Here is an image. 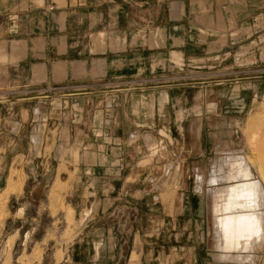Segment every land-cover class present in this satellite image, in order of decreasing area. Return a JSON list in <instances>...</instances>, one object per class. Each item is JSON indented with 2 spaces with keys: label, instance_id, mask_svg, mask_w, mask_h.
I'll use <instances>...</instances> for the list:
<instances>
[{
  "label": "rangeland",
  "instance_id": "obj_1",
  "mask_svg": "<svg viewBox=\"0 0 264 264\" xmlns=\"http://www.w3.org/2000/svg\"><path fill=\"white\" fill-rule=\"evenodd\" d=\"M59 3L0 0V38L58 23ZM174 61L144 71L166 85L127 77L134 90L117 102V83L0 86V264H264V235L249 258L222 256L209 210L215 168L241 154L260 165L264 216V67ZM119 142L127 165L109 181L106 147Z\"/></svg>",
  "mask_w": 264,
  "mask_h": 264
},
{
  "label": "crops",
  "instance_id": "obj_2",
  "mask_svg": "<svg viewBox=\"0 0 264 264\" xmlns=\"http://www.w3.org/2000/svg\"><path fill=\"white\" fill-rule=\"evenodd\" d=\"M58 1V23L43 20L36 32L0 38V86L65 89L117 83L108 90L117 102L134 90L124 86L133 84L127 77H137L135 84L166 85L169 80L163 77L145 80L144 71L161 76L159 71L173 68L177 59L181 69L264 67V0H152L148 18L144 14L147 0ZM145 21L151 23V34L145 32ZM228 58H232L229 64ZM133 120L138 127L143 116L136 114ZM117 124L112 128L117 129ZM131 144L130 148H136L138 143ZM106 148L115 153L105 157L104 164L114 167L109 181L123 180L127 143ZM77 164L92 167L99 163Z\"/></svg>",
  "mask_w": 264,
  "mask_h": 264
},
{
  "label": "bare ground",
  "instance_id": "obj_3",
  "mask_svg": "<svg viewBox=\"0 0 264 264\" xmlns=\"http://www.w3.org/2000/svg\"><path fill=\"white\" fill-rule=\"evenodd\" d=\"M253 167L261 173L259 164L244 155L232 154L225 158V166L215 168L218 172L210 177L212 181L221 182L211 191L209 210L216 246L222 256L249 258L250 249L264 235V216L260 208L263 186L262 180L254 176Z\"/></svg>",
  "mask_w": 264,
  "mask_h": 264
}]
</instances>
